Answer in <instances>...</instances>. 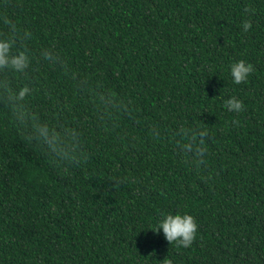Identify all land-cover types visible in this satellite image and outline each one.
Returning a JSON list of instances; mask_svg holds the SVG:
<instances>
[{
	"label": "trees",
	"instance_id": "1",
	"mask_svg": "<svg viewBox=\"0 0 264 264\" xmlns=\"http://www.w3.org/2000/svg\"><path fill=\"white\" fill-rule=\"evenodd\" d=\"M0 35L30 61L0 70L29 89L0 95V264H264V0H0ZM166 212L189 247L152 231Z\"/></svg>",
	"mask_w": 264,
	"mask_h": 264
},
{
	"label": "clouds",
	"instance_id": "2",
	"mask_svg": "<svg viewBox=\"0 0 264 264\" xmlns=\"http://www.w3.org/2000/svg\"><path fill=\"white\" fill-rule=\"evenodd\" d=\"M247 11V10H246ZM5 23L9 24L10 29L14 32L15 29L7 20ZM252 27L251 22L248 19L242 21V30L248 32ZM13 40L0 35V70L11 69L14 74L23 73L29 66V55L26 50L17 49L13 52ZM48 58V53H45V59ZM229 75L234 85H239L241 82H247L249 75L254 71V67L251 63L244 59H238L231 62L228 66ZM29 92L28 87L21 86L14 94L7 84L0 83V95H6L10 99L22 100ZM223 107L233 113L241 112L244 108L240 99L236 96H230L223 101ZM26 118L24 112L17 114V119L23 121ZM31 119L30 117H28ZM33 129L35 133L49 144H54L58 139V134L47 124L40 123L33 120ZM208 133V129L200 127L198 132H192L191 135L185 133V143L182 146V150L199 154L202 151L200 147L203 144V137ZM199 137V141H197ZM155 232H162L164 238L168 243H172L178 247H189L193 240L197 236V222L195 218L187 212L176 213H162L161 217L156 221L154 225ZM162 264H172L171 259L165 258L162 260Z\"/></svg>",
	"mask_w": 264,
	"mask_h": 264
}]
</instances>
